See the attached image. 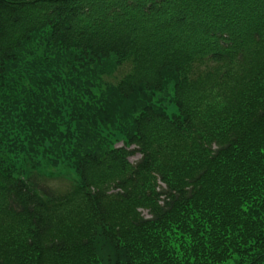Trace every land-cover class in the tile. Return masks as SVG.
Here are the masks:
<instances>
[{"label": "trees", "instance_id": "obj_1", "mask_svg": "<svg viewBox=\"0 0 264 264\" xmlns=\"http://www.w3.org/2000/svg\"><path fill=\"white\" fill-rule=\"evenodd\" d=\"M0 264H264V0H0Z\"/></svg>", "mask_w": 264, "mask_h": 264}, {"label": "rangeland", "instance_id": "obj_2", "mask_svg": "<svg viewBox=\"0 0 264 264\" xmlns=\"http://www.w3.org/2000/svg\"><path fill=\"white\" fill-rule=\"evenodd\" d=\"M128 67L129 66H125L123 68V70H122L123 73L122 74H125L126 72H128L130 70ZM169 110L170 111H174L175 110L174 106L173 105H169ZM118 144H120V142L116 143V145H118ZM140 157H141V155L137 153L135 155H132L130 157V160L132 162H137L140 159ZM44 169L45 170H50V167H44ZM60 170L65 172V174H63L64 177H65L64 179H60V178H56V179L48 178L47 179L46 178V179L43 180V182H44V184L49 185L54 190H56L58 192H63L69 187V185L71 183L70 180H71V178H73V173H72V171H68V170L63 169V168L60 169ZM60 177L63 178V176H60ZM142 212H143V215H145L146 217H148L150 215L147 210L142 209Z\"/></svg>", "mask_w": 264, "mask_h": 264}]
</instances>
